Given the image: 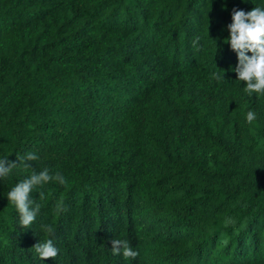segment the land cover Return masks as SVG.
<instances>
[{
  "label": "trees",
  "instance_id": "obj_1",
  "mask_svg": "<svg viewBox=\"0 0 264 264\" xmlns=\"http://www.w3.org/2000/svg\"><path fill=\"white\" fill-rule=\"evenodd\" d=\"M253 7L0 0V159L17 163L0 177V264H264V95L227 43L232 10ZM45 168L67 182L34 188L24 228L8 193ZM47 238L58 255L41 260Z\"/></svg>",
  "mask_w": 264,
  "mask_h": 264
},
{
  "label": "clouds",
  "instance_id": "obj_2",
  "mask_svg": "<svg viewBox=\"0 0 264 264\" xmlns=\"http://www.w3.org/2000/svg\"><path fill=\"white\" fill-rule=\"evenodd\" d=\"M231 24L228 25L229 37L227 43L231 50L237 54L238 64L234 69L237 80L244 83V91L252 94L264 95V8L253 7L247 13L243 10H232ZM251 53V55H246ZM216 80L223 79L214 73ZM256 113L249 110L246 114L248 123L256 120ZM39 157L35 153H27L18 160L25 169L30 168L28 162L36 161ZM17 167V163L0 159V177H5ZM56 182L60 185L66 184V178L60 173L50 174L47 168L39 173L32 172L30 176L18 182L8 193L7 199L16 208L19 214V222L22 227L28 228L35 221L40 210V205L31 198L34 188ZM39 198L43 199L44 194L39 193ZM66 211V208L59 204L57 213ZM41 230L48 237L54 235V229L50 225H41ZM35 252L41 260L54 259L58 255V249L53 240L47 238L44 242L34 245ZM111 251L113 255H122L125 259H134L138 253L134 251L127 240L112 239Z\"/></svg>",
  "mask_w": 264,
  "mask_h": 264
}]
</instances>
